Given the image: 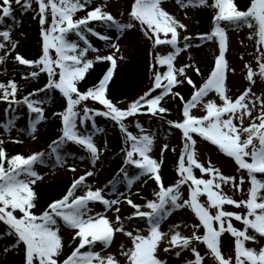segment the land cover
I'll return each mask as SVG.
<instances>
[{
	"label": "snow or ice",
	"instance_id": "6c2138e0",
	"mask_svg": "<svg viewBox=\"0 0 264 264\" xmlns=\"http://www.w3.org/2000/svg\"><path fill=\"white\" fill-rule=\"evenodd\" d=\"M91 2L0 0V25L5 26L0 30V69L7 73L8 58L15 53L12 55L15 68L26 66L23 80H36L42 73L46 74L44 86L22 98L18 97L20 86L17 81L0 82V102L6 104L5 118L0 120V224L4 226L0 239L12 238L11 243L0 249V255L18 253L20 264H121L115 254L106 251L119 233L131 241L130 247L126 248L123 243L118 246L119 255L124 257L126 264H167L158 255L161 251L176 258L189 251L193 259L182 264H204L205 256L198 250L197 242L206 245L212 264H264V244L261 243L264 241V94L257 95L253 91L258 80L264 82V0H250L244 10L239 8L236 0H176L181 8L213 10L211 30L196 35H189L187 25L162 7L163 0H133L127 22L107 11L106 3L76 18V14L88 9ZM16 8L22 14L31 11L34 13L32 19L38 21L41 48L35 59L16 52L20 42L13 38V30L22 23L17 20ZM92 21L109 29L115 28L120 37L95 31L90 27ZM137 27L151 42L149 54L152 60L148 65L151 85L130 102H113L109 98L110 85L114 83L118 62L126 59L119 39ZM230 27H247L251 30L247 39L255 42L254 52L249 53L255 65L244 64L247 83L236 97L229 95L226 83L228 73L235 72L226 59ZM88 33L107 43L108 54L101 55L100 49L91 45ZM209 41L217 43V54L209 75L198 86L187 72L191 69L199 75L200 68L191 62L182 66L175 62L181 53L187 54L189 50L199 48L200 42ZM162 48L168 49L166 53H162ZM89 52L96 55L89 58ZM188 59L192 60L191 55ZM240 59L243 60V56ZM97 62H107V70L98 82L81 90L79 85ZM185 83L192 89L189 99L177 90V86ZM55 92L65 101L61 111L52 113L61 125L58 138L52 140L44 151H34L27 156L9 155L4 148L6 139L17 144L23 143L22 134L32 140L38 139V126L47 120L46 105ZM209 93H214L220 103L217 99L205 102ZM166 98L180 101L179 119H167L170 109L162 103H167ZM90 101L98 102L103 108L89 106ZM120 104L125 107L121 108ZM201 104L204 114L194 115L193 109ZM20 108L27 110L29 125L12 137L20 118L17 111ZM140 115L165 120L170 129L181 133L177 176L170 185L163 182L162 159L151 155L155 134L146 131L138 120L135 126L139 133L133 134L125 123L129 117ZM96 117L110 119L124 134L123 166L113 180L100 187L94 188L87 183V178L94 176V170L74 177L66 193L53 199L37 214L34 209L37 208L38 194L34 185L44 177L35 170L36 165L48 166V162H52L53 168H66L75 173L76 166L68 163L71 153L67 148L76 145L88 154L94 166L102 154L94 137L103 132L96 126ZM90 121L93 131H89ZM199 142H208L231 158L239 176L224 174L210 159L202 162L197 151ZM168 150L169 144L164 143L160 148L161 156ZM171 151L175 153L176 147ZM130 167L138 172L129 175ZM144 177V183L152 180L157 185L153 199L141 197L145 202L136 203L118 190L121 183L130 190ZM245 184L248 185L246 192ZM183 186L188 189L186 198L181 191ZM224 186L243 193L245 198L235 199L224 192ZM78 191L83 194L77 195ZM202 196L206 197L204 203L200 202ZM97 202L103 206V213H94L90 207ZM122 203L133 209L130 215H119ZM225 206L237 211L227 210ZM186 208L198 220L191 225L190 234L181 230L187 227L182 224H173L167 231L162 230L161 225L173 213ZM108 211H114V220L105 214ZM137 219L144 221L146 227L128 230L126 222L134 223ZM233 221L240 222L243 227H235ZM62 228L70 232L68 247L71 248L70 254L63 259L66 245ZM225 233L234 238L230 256L222 252L221 238ZM248 242L259 245V248L247 246Z\"/></svg>",
	"mask_w": 264,
	"mask_h": 264
},
{
	"label": "trees",
	"instance_id": "16d2710c",
	"mask_svg": "<svg viewBox=\"0 0 264 264\" xmlns=\"http://www.w3.org/2000/svg\"><path fill=\"white\" fill-rule=\"evenodd\" d=\"M236 3L238 4L239 8L244 10L247 8V6L250 3V0H236ZM132 4V3H131ZM97 5H94L93 2L89 5L88 9L85 11H80L76 14V18L82 17L86 14L87 10H91V8L95 7ZM16 7V6H14ZM205 10L204 16L201 20V23L199 24V27L194 29V31H188L189 35H196L199 33H207L210 31L212 26V16H213V10L211 8H203ZM107 11L111 12L110 8L106 9ZM15 15L17 17V20L22 21V23L16 27L13 30V34L20 35L23 41V46L16 52L20 53L21 55L25 56L26 58L35 59L41 48L40 44V31H39V25L38 21L33 20L32 16L34 13L29 11L28 13L22 14L19 8H16ZM128 16L124 17L122 22H127ZM8 23H11V21H8ZM5 26L0 25V30H3ZM90 27L92 28H98V27H104L100 22L92 21L90 22ZM246 29V35L248 36L249 32L251 31L247 27H242ZM138 30L139 27H137ZM23 33V35H21ZM74 38V37H73ZM254 42V41H253ZM255 43V42H254ZM201 44V42H200ZM146 51L142 52L140 54H137L136 57H133L127 61H124L121 65L118 66L115 74H114V83L110 85V91H109V98L113 100V102L124 100L126 103L130 102L131 100L137 98L139 95L143 94L144 91L148 89L151 85V73L149 72L148 65L152 60V57L150 56L151 52V42L147 40L145 43ZM168 49L162 48V53H166ZM12 55H15L13 53ZM12 55L9 56L8 62H7V73L3 72V74L0 76V82H5L8 79H14L17 81L18 85L20 86V91L18 92V97L22 98L23 95H26L29 92L34 91L35 89L42 88L44 84L46 83V74H41L40 77L36 80L31 81H25L22 79L23 75L26 73V66H19V68H15V62L12 59ZM253 59L251 58L250 63H253ZM196 65V64H195ZM200 68V74L198 75L196 72L192 71L191 69L188 70L187 74L193 79V81L199 86L203 83V81L207 78L209 75V72L211 70V67L208 65H202L199 66ZM108 63L107 62H98L94 65L93 69L90 70L89 74L86 76L85 81L81 82L79 87L81 90L86 89L87 87L92 86L94 83L98 82L99 78L102 77L103 73L107 70ZM177 90L180 91V93L185 97V99H189L191 95V86L187 85L185 83L183 86H177ZM158 92L160 90H157ZM43 95V94H41ZM52 100L49 104L46 105V117L47 120L44 121L43 124V139L40 141V148L41 151H44L48 148V145L51 143L52 140L58 138L60 135V121L56 117L52 115L53 112H58L63 109L65 106V101L60 96L58 92L52 93ZM233 97L238 96L237 93L229 94ZM167 103L164 104L165 107L170 109V113L167 115V119L170 120H176L178 117V113L181 109L180 101L172 100L169 98H166ZM120 104L119 106L121 107ZM89 106H94L96 108H103V106L99 105L98 102H89ZM5 108L6 104L3 102H0V120H3L5 118ZM19 113L20 118L16 121V125L22 124L21 128L27 127V122L29 121L27 110L25 108H20L17 110ZM98 120L99 126L103 131H107L111 134V144L113 145L114 150H111L107 153V159L109 161V164L113 168V174L110 176V180H113L114 177H116L117 172L119 171V168L123 166V154L121 153V149L125 146L124 145V134L120 131L119 127L110 119L104 118V117H96ZM152 119H156L158 121L157 127H162L166 131H170L171 129L167 125L165 120H161L158 117H151L150 115H140L138 117H129L125 123L128 125V128L130 131L133 132V134H136L135 132L138 130L136 128V122L137 120L141 125L151 126L152 125ZM162 123H165V125H162ZM169 150L166 151L164 161L161 166V172H162V178L165 185H170L175 181L176 168L178 163V157L179 152L178 150L173 153L171 151L172 147H176L177 149V143L169 142ZM68 151L71 153V156L73 157H85L89 158L88 154L81 148L78 149L76 147H72L68 149ZM7 152L9 155H15V154H22L24 156L30 155V152L28 150L22 149L21 146L16 145L13 147H7ZM52 162H48V166H51ZM52 167V166H51ZM132 175L136 174L138 171L132 169L131 167L128 169V171H132ZM143 189L139 193V198L141 204H143L145 201L141 199V197L147 198V199H153V190L156 189L157 185L152 181L148 180L147 183H144V179L146 177L141 178ZM72 180L69 179H61L59 181H49L47 183H43L42 185H36L34 186V190L38 194V201H37V208L34 209L37 214H39L44 208H46L47 204L50 203L53 199H58L62 195H64L67 191V189L70 187ZM83 194L82 191H78L77 195ZM133 212V210H132ZM137 221H139L137 219ZM3 224H0V231H3ZM65 249L64 253L62 255L63 257H66L71 252V248L68 247V244L70 243V240L67 242L65 238ZM0 242L2 246L9 244L12 242V238H5L0 239ZM75 245H72L74 247ZM131 245H128L127 247H130ZM10 262L8 263H2V264H20L21 256L16 254H10ZM15 256V257H14ZM118 259H120L121 264H126L124 257L117 256ZM193 259V258H187V260Z\"/></svg>",
	"mask_w": 264,
	"mask_h": 264
},
{
	"label": "rangeland",
	"instance_id": "374dc122",
	"mask_svg": "<svg viewBox=\"0 0 264 264\" xmlns=\"http://www.w3.org/2000/svg\"><path fill=\"white\" fill-rule=\"evenodd\" d=\"M100 3H106L107 7H110L113 11V15L116 16L117 18L121 17V13H125L128 8V3L130 0H96ZM104 1V2H103ZM162 7L167 10L170 14L174 15L177 19H179L181 22L187 25L188 28H195L198 26V20L201 19L202 17V11L189 7V8H181L180 5L176 2V0H163L162 2ZM106 34L115 37H120V33L117 32V30H109L106 32ZM230 37H229V49L227 52V56L229 58V65L230 68L235 69V72H229L227 76V83L229 90L233 93L234 91H242L246 85V80H245V69H244V64L245 61L249 58V50L251 49L250 43L246 41L245 38V33L244 30H230ZM20 42V38H18ZM241 41L244 43L241 44ZM119 44L121 46V51L125 57L128 55H131L132 52L136 50H142V39L140 38V33L136 30H130L127 32L123 37L119 39ZM20 45V43H19ZM93 47L100 49V54L105 55L108 54L110 51L107 43L102 40H96L93 42ZM208 46V56L209 59L211 55H216L217 54V44H215L214 41H211L207 44ZM196 52V57L199 59L203 54L200 53L198 50L191 49L189 52L186 53H181L176 60V65L177 66H182L184 63H188V56L191 53ZM96 55V53H93ZM243 56V60L240 59V57ZM255 65V64H254ZM2 70V69H1ZM253 91L256 92L257 95H262L264 94V82H261L258 80L257 84L254 86ZM209 99H217V102H220L218 98L215 96L214 93H211L208 97L205 98V102ZM125 107V106H124ZM193 113L195 115H203L204 110H203V105H198L197 108L193 109ZM248 121L245 120V124H247ZM151 133H154L156 136L155 140V147L152 151V155L155 156V158L160 159L161 154H160V148L164 143H167L169 139H175L179 140V149L182 145V139H181V133L179 130L172 129L170 132L169 137L167 138L164 134H161V132H156V131H150ZM18 130L13 129L12 131V137L17 136ZM5 137L7 134H3ZM38 138L40 136V131L37 133ZM108 135L105 133L101 135V140L98 138L96 139V144L98 147L101 148L102 154L101 156L104 155V152L111 148L108 145ZM20 138L23 140V144L25 148L31 149V152L38 151V144L36 140H32L30 137L27 135L22 134ZM5 143H12L10 139H6ZM106 145V148L104 147ZM197 151H198V157L199 159L203 160L206 162L207 160H211L212 163L220 168L224 174L227 175H237L239 176V173L237 172L236 165L233 163L231 158H227L226 156L222 155L218 150L215 148L209 146L205 142H199L197 145ZM69 164H74L76 166V172L74 173L75 175L77 174H83L87 170H94V176L93 177H88L87 182L91 184L94 188L95 187H100L106 184L107 181V174L110 172L109 168L103 164L102 161H98L96 165L91 166L88 162H82L80 160H75V159H69L68 161ZM37 172L43 175L44 179L42 181H38L37 184L42 183L43 181H47L50 179H57L59 177L65 176L67 173L71 172L66 170V168H59V169H49L47 167H38ZM248 185H244L245 192L247 191ZM137 187L134 185L131 187L129 190L126 186L124 185H119L118 190L123 191L126 195H129L134 202H137L136 200V194H137ZM224 192L227 193L230 196H233L235 199H242L245 198L244 194L241 192H234L230 187L224 186L223 188ZM181 191L184 193L185 198L187 197L188 194V189L187 186H183ZM109 196L111 197V193H109ZM120 207V213L122 217L128 213L131 210V207L127 205L126 203H122L119 205ZM227 210L230 211H237L236 209L232 208L231 206H225ZM93 210L95 212H101L103 213V206L100 203H95L93 204ZM110 219L115 218V213L114 211H108L105 213ZM194 223H198L197 218L195 217L194 213L190 209H182L179 210L175 213H173L162 225L161 228L163 231H167L169 227L173 224H182V225H187V227L182 228L181 230L185 234H190L192 231L191 225ZM233 224L237 228H242L240 225V222L233 221ZM138 228V226H135ZM128 230H133L132 227L127 226L126 227ZM200 232H203V229L201 228ZM61 233L64 234L65 236H70V232L67 229L61 230ZM222 250L223 253L226 256H230L233 254V248H234V243L230 234L225 233L222 236ZM130 240L125 237L123 234L117 233L114 239V243L106 250L109 253L112 254H119L118 246L121 243H126L129 242ZM262 244H264V241H261ZM249 247H256L257 249L259 248V245L250 242L247 244ZM1 249V246H0ZM97 250H99V246L97 247ZM162 259L167 261V264H182L184 261L183 257L176 258L175 256L172 255H167L163 253L162 251L159 252L158 254ZM204 255V254H203ZM4 255H0V257H3ZM212 264V263H209Z\"/></svg>",
	"mask_w": 264,
	"mask_h": 264
}]
</instances>
